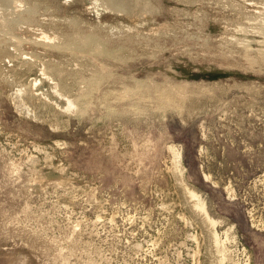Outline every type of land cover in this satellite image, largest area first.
Listing matches in <instances>:
<instances>
[{
	"label": "rangeland",
	"instance_id": "1",
	"mask_svg": "<svg viewBox=\"0 0 264 264\" xmlns=\"http://www.w3.org/2000/svg\"><path fill=\"white\" fill-rule=\"evenodd\" d=\"M0 264H264V0H0Z\"/></svg>",
	"mask_w": 264,
	"mask_h": 264
},
{
	"label": "bare ground",
	"instance_id": "2",
	"mask_svg": "<svg viewBox=\"0 0 264 264\" xmlns=\"http://www.w3.org/2000/svg\"><path fill=\"white\" fill-rule=\"evenodd\" d=\"M177 160V159H176ZM15 228V227H14ZM44 229V228H43ZM17 230V229H16ZM26 230V229H25ZM27 230H28V228H27ZM25 233H27V232H25ZM34 235V234H33ZM52 243V242H51ZM34 245V244H33ZM51 245V244H50ZM52 246V245H51Z\"/></svg>",
	"mask_w": 264,
	"mask_h": 264
}]
</instances>
